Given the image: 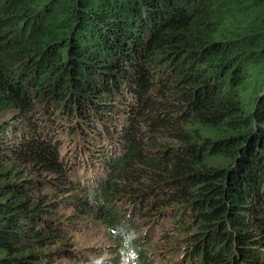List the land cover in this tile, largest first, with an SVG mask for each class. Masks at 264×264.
I'll list each match as a JSON object with an SVG mask.
<instances>
[{"label": "trees", "instance_id": "16d2710c", "mask_svg": "<svg viewBox=\"0 0 264 264\" xmlns=\"http://www.w3.org/2000/svg\"><path fill=\"white\" fill-rule=\"evenodd\" d=\"M118 198L178 264H264V0H0V264H149Z\"/></svg>", "mask_w": 264, "mask_h": 264}, {"label": "rangeland", "instance_id": "374dc122", "mask_svg": "<svg viewBox=\"0 0 264 264\" xmlns=\"http://www.w3.org/2000/svg\"><path fill=\"white\" fill-rule=\"evenodd\" d=\"M64 147L69 149L71 145L70 137L65 138ZM117 149V148H116ZM114 152L111 151L113 156H116L117 150ZM99 178H104L102 171L97 174ZM83 197H79L76 194H71L67 198V205L65 208V215H70V226L68 233L72 236H75L76 243L80 246L88 247H108L112 241L106 236L104 232L106 229L101 220L95 218H86L81 216V213L77 211L78 206H81ZM143 204V203H142ZM131 200L125 199L120 201L118 198L110 208L115 212H120L121 214H126V217L129 218L134 224L136 231L138 232L137 236L140 238L141 244L144 246L145 254L147 257V262L149 264H178V260L183 257L184 249L180 246L179 241H175L172 244L164 245L163 236L167 237H180V233L174 229V224L171 222V218L167 217L164 221L162 220L160 224L151 223L143 217L142 214H134L132 208ZM79 214V215H78ZM95 215V214H93ZM137 221V222H136ZM164 236V237H166ZM176 249L172 250V247ZM181 247V249H179ZM103 261H110L114 255H111L109 251L105 253ZM176 258L177 261H170V258ZM105 263V262H104Z\"/></svg>", "mask_w": 264, "mask_h": 264}, {"label": "clouds", "instance_id": "9594fccd", "mask_svg": "<svg viewBox=\"0 0 264 264\" xmlns=\"http://www.w3.org/2000/svg\"><path fill=\"white\" fill-rule=\"evenodd\" d=\"M90 264H99L96 257H90Z\"/></svg>", "mask_w": 264, "mask_h": 264}]
</instances>
